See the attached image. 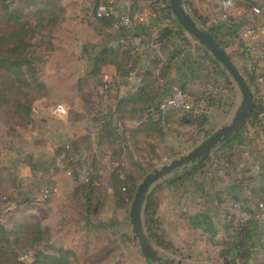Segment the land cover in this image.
Segmentation results:
<instances>
[{
    "label": "crops",
    "instance_id": "crops-1",
    "mask_svg": "<svg viewBox=\"0 0 264 264\" xmlns=\"http://www.w3.org/2000/svg\"><path fill=\"white\" fill-rule=\"evenodd\" d=\"M100 1L62 0L56 8L64 11L56 25L62 28V35L54 41L53 50L46 57L45 64L50 66L45 76L41 72L38 76L49 96L56 90L65 92L66 98L60 103L68 112L64 119L51 116L47 110L51 104L45 109L44 97L26 102L30 108L27 115L37 125L23 137L25 147L19 148L24 150L20 153L26 159L16 161V166L22 173V189L26 190L13 196L17 202L40 200L41 191L47 186L55 189L49 196L55 194L49 206L71 198L69 192L77 183L53 163L57 148L66 144L72 158L80 159L96 173L101 172L95 168L103 167L101 171H106V164L121 149L124 136L127 145L119 157L123 160L128 150V156L140 157L138 150H148L150 130L160 124L155 108L174 88H182L192 96L207 95L206 100L199 102L196 116L206 122L229 116L239 101L238 89L210 54L184 30L176 34L179 25L168 0H115L120 11H129L134 17L133 26L119 31L110 20L94 16ZM241 1L235 0L230 20L218 32L215 26L225 22L218 0H183L184 8L196 24L215 33L250 86L254 103L263 112L262 120L247 118L231 138L206 157L207 161L188 180L190 188L182 194V219L215 248L219 260L215 264L224 260L264 264V223H237L231 210L233 204L243 211L254 209L260 202L264 204V37L255 42L263 57L254 60L248 50L250 41L228 32L240 24L241 33L247 26L261 23L263 18L243 14L246 5ZM254 1L264 6V0ZM164 28L171 29L172 35L159 40ZM102 73L113 77L114 88L108 93L101 89ZM94 104L102 111L115 106L109 128H102L101 118L98 122L91 115L88 107ZM174 114H168L165 120H175L180 128L187 125L182 118L184 113H177L181 115L179 119ZM61 178L65 179L63 184ZM68 185L73 188H67ZM167 211L169 216L165 220H172L173 211ZM95 226L87 228L91 230L90 240L93 230L98 229ZM93 240L87 245L90 261L105 246Z\"/></svg>",
    "mask_w": 264,
    "mask_h": 264
},
{
    "label": "rangeland",
    "instance_id": "rangeland-1",
    "mask_svg": "<svg viewBox=\"0 0 264 264\" xmlns=\"http://www.w3.org/2000/svg\"><path fill=\"white\" fill-rule=\"evenodd\" d=\"M48 1H52L59 8L62 0H29L28 3L25 0H0V36L3 35L5 38L1 41L0 53L4 52L3 55L7 57H16L21 52L22 57L36 69L37 75L41 72V76H45V70L50 66L45 64L46 57L52 52L54 41L60 38L63 31L56 26L63 16V10L43 12L44 20H40L35 14L36 9L42 7L40 2ZM240 3L257 4L254 0H242ZM4 4H7L12 12L13 9L21 7L19 15L21 21L26 23L24 27H19L20 21L6 18ZM19 40L21 47L17 48ZM24 78L29 81L31 79L29 74H25ZM49 93L44 88H31L14 82L13 76L0 70V222L8 231L9 240L7 245L0 241V247L7 248L3 254L4 258L29 261L38 251L56 253L58 250H68L71 252L70 264H89L88 262L155 264L142 255L132 237L128 211L135 189L146 173L187 153L229 116L217 117L206 122L202 121V117L184 114L185 117L182 118L186 120L187 125H183L182 128L175 120H164L163 124L154 125L150 130L148 150H140L141 152L138 150L140 157L134 159L131 155L128 156V150L118 169H105L106 171L102 172L103 167L95 168L101 173L92 170L99 184L93 186L91 192L78 184L74 188L73 185H68L67 188H73L69 192L71 198L60 199L53 206H49L48 203L55 194L51 196L52 198L31 199L24 204L13 198L14 195L26 190L22 189L23 177L16 166V161L26 159L21 154L24 150L19 148L25 145L23 137L37 124L30 114L24 112L21 105L32 98L44 97L46 109L49 104L61 102L66 98L64 91L56 90L50 96ZM96 106L99 107L94 104L88 109L92 110ZM177 113L173 112L179 119L181 115ZM116 155L117 152L114 153V156ZM184 170L151 187L148 196L152 194L155 198L156 219L153 224L155 236L149 241L160 252L188 263L215 264L219 262L216 259L215 248L182 219L184 213L182 194L190 188L188 180L168 181L183 174ZM61 180L63 184L65 179ZM68 181H71L70 178ZM120 186H129L131 191L128 195L125 191L118 193L117 189ZM169 209L173 211V218L167 221L165 218L169 216L167 213ZM96 218L99 219L95 221ZM90 225H96L98 228L93 230L91 240L95 239L93 241H97V245L105 244L102 252L95 253L91 261L87 259V245L91 241L88 232L91 230L87 228ZM36 228L42 232L41 237L36 235ZM146 234L148 236L147 232Z\"/></svg>",
    "mask_w": 264,
    "mask_h": 264
},
{
    "label": "water",
    "instance_id": "water-1",
    "mask_svg": "<svg viewBox=\"0 0 264 264\" xmlns=\"http://www.w3.org/2000/svg\"><path fill=\"white\" fill-rule=\"evenodd\" d=\"M168 6L181 29L191 35L231 78L238 89L240 98L229 118L220 124L209 136L187 153L171 159L168 163L158 168H153L144 175L137 185L130 202L128 211L129 223L132 237L137 242L140 252L151 262L155 264H207L188 263L160 252L149 241L146 234L144 226L145 202L153 185L207 157L217 146L231 138L249 117L254 105V94L225 47L215 36V33L196 24L184 8L183 0H168ZM227 23L228 20H225V22L215 26V30L221 32ZM240 28L241 25L237 24L228 32H232L239 39Z\"/></svg>",
    "mask_w": 264,
    "mask_h": 264
},
{
    "label": "built area",
    "instance_id": "built-area-1",
    "mask_svg": "<svg viewBox=\"0 0 264 264\" xmlns=\"http://www.w3.org/2000/svg\"><path fill=\"white\" fill-rule=\"evenodd\" d=\"M219 8L221 11V17L224 20H230V12L235 7V0H218ZM245 15H259L263 18L262 22L247 26L241 33L239 32V38H247L250 41L248 50L254 60H259L263 57V52L258 49L256 40L264 37V6L255 3L246 4L243 9ZM94 16L97 19L110 20L115 30H123L133 26L134 17L129 11H120L117 7L115 0H102L100 1L94 10ZM261 81V79H259ZM101 89L104 93L110 92L114 88L113 77L109 73H102L100 75ZM208 97L206 94L201 96H192L182 88H174L162 99L156 106L155 111L158 116L160 124L164 123L166 116L173 112H179L190 115H198L200 111L199 102L206 100ZM48 112L51 116L64 119L67 116V108L64 104L56 102L48 107ZM116 112L115 106H112L110 110L102 111L100 107H93L90 113L94 117L112 120L113 114ZM259 118H263V112L258 113ZM127 145V136H124L121 140V150L124 151ZM69 145H64L61 148H57L54 155L53 163L54 167L58 170L69 173L78 185H92L99 184L98 179L94 176L92 171L81 161L80 164L75 162L68 152ZM122 165L121 157L110 160L106 164V169L115 170ZM55 189L51 186H47L42 189L40 198L47 199ZM234 213V221L237 223H245L248 221H257L264 223V204L258 203L256 207L249 211H243L239 209L237 204H233L231 207Z\"/></svg>",
    "mask_w": 264,
    "mask_h": 264
},
{
    "label": "trees",
    "instance_id": "trees-1",
    "mask_svg": "<svg viewBox=\"0 0 264 264\" xmlns=\"http://www.w3.org/2000/svg\"><path fill=\"white\" fill-rule=\"evenodd\" d=\"M27 3L29 2V0H25ZM40 4L42 5L41 8H37L35 14H37V16H39L40 20H44V17L42 16L43 12H50L54 9L57 8V6H55L54 3H52V1H48V2H40ZM21 7H17L16 9H13L14 11L12 12L7 4H4L3 9L4 12L6 14V18L8 20H15V21H20L18 23L19 27H24L25 26V22L21 21V17H20V12H21ZM24 8H26V6H24ZM101 20H105L106 19H101ZM182 30L181 27L178 26V30L176 31V34H179V31ZM172 35V30L169 28H164L162 29L160 36H159V40L161 39H166L169 38ZM5 39L4 36H0V45H1V41ZM21 47V40H19L17 42V48ZM4 53V52H3ZM3 53H0V70L5 71L6 73L10 74L11 76H13V80L14 82L20 83L21 85H24L26 87H31V88H40L43 89V84L42 82L38 79V75H37V71L33 66H30V62L22 57L21 52L17 54L16 57H7L5 55H3ZM26 67V68H25ZM28 72V73H27ZM25 74H29L31 79L26 80V78H24ZM24 112L27 114L29 112V105L28 103H24L21 105ZM20 107V106H19ZM261 111V107L260 105L255 102L253 105V109L248 117L249 120H262V118L258 117V113ZM190 115V114H188ZM197 115L193 116L191 115V117H196ZM95 120H99V117H95ZM99 122V121H98ZM102 128H109L112 124L111 120H107L104 119L103 122L100 123ZM62 147V146H61ZM59 147V148H61ZM120 150H118V153L116 156H114V159L119 158L120 155ZM69 154H70V150H68ZM70 156L72 157V155L70 154ZM208 158H203L198 160L195 164H193L192 166H190L188 169L183 171V174L181 175H177L174 178H172L173 180H168L169 182H174V180H189L191 179L198 171L199 169L203 166L204 162L207 160ZM75 162L79 163L81 162L80 159H74ZM120 178V177H119ZM80 187H83V189L87 190L88 192H91L93 190V186L92 185H79ZM118 193H121V191H125V193L128 195L129 192L131 191V188L129 186H120L117 189ZM125 198H127V196H125ZM123 197V199H125ZM155 208H156V201L154 196H152V194H150L146 200L145 206H144V224H145V228H146V232L148 233V239L151 240L153 239V237L155 236L154 234V230H153V224L155 223V219H156V212H155ZM37 226V225H36ZM38 228H36V235H38V237H41L42 232L40 230H37ZM0 241H2L3 243H6V245L9 243L8 240V231L4 228V226L2 225V223L0 222ZM7 248H2L0 247V264H70L69 262V257L71 255V252H69L68 250H58L56 253H43V252H36L35 255L29 260V261H21L18 260L16 258H13L12 260L4 258L3 254L4 252H6ZM10 252H13L12 250H10ZM13 254V253H12ZM222 264H235L232 261H228V260H224L222 262Z\"/></svg>",
    "mask_w": 264,
    "mask_h": 264
}]
</instances>
